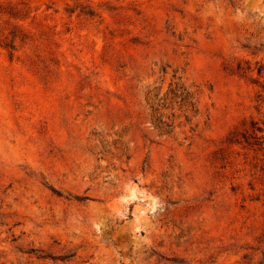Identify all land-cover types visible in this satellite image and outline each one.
Masks as SVG:
<instances>
[{
    "label": "rangeland",
    "instance_id": "rangeland-1",
    "mask_svg": "<svg viewBox=\"0 0 264 264\" xmlns=\"http://www.w3.org/2000/svg\"><path fill=\"white\" fill-rule=\"evenodd\" d=\"M8 2L0 264H264V0ZM172 69L198 112L159 135Z\"/></svg>",
    "mask_w": 264,
    "mask_h": 264
},
{
    "label": "trees",
    "instance_id": "trees-1",
    "mask_svg": "<svg viewBox=\"0 0 264 264\" xmlns=\"http://www.w3.org/2000/svg\"><path fill=\"white\" fill-rule=\"evenodd\" d=\"M19 3L8 2L6 5L0 3V17L6 14L14 15L17 12ZM14 28V27H13ZM6 38V37H5ZM13 40L5 43L4 46L10 49L9 57L12 56ZM257 67L255 73L257 76L264 75V64L260 61H255ZM250 72L254 69L247 68ZM158 73L160 76H164L167 73L166 68H160ZM263 85L258 86L261 90H258V96L264 93ZM154 88L147 91L145 102L147 106L149 123L158 132L159 135H169L173 132L176 125H179L177 120L181 117L184 122L191 123V119L195 117L198 112V90L192 89V87L186 84L182 75L177 73L176 69H172L169 74V79L166 88L159 94L158 91H153ZM180 122V121H179ZM252 131L261 133L258 128H254ZM253 138L260 139L253 133Z\"/></svg>",
    "mask_w": 264,
    "mask_h": 264
}]
</instances>
